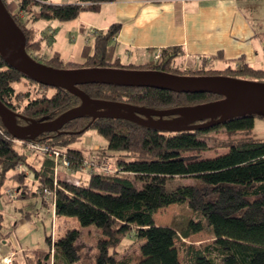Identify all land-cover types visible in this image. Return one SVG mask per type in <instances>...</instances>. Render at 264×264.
<instances>
[{
	"label": "trees",
	"instance_id": "1",
	"mask_svg": "<svg viewBox=\"0 0 264 264\" xmlns=\"http://www.w3.org/2000/svg\"><path fill=\"white\" fill-rule=\"evenodd\" d=\"M110 1L115 0H76L62 4L50 0H17V11L7 10L26 36V47L40 50L49 33L42 35L35 27L36 22L71 21L81 12L97 11L100 4ZM120 28V24L114 23L106 31L97 33L91 43L83 46L82 61L64 62L60 53L54 51L45 66L178 75L184 72L182 61L178 62L183 58V49L179 46L161 49L156 52L159 55L156 59L153 53L142 63L123 62L116 54L113 41ZM3 41L0 34V46ZM217 58H203L186 74L195 78L229 77L264 83V69L241 61L237 67L227 63L219 68L212 61ZM23 81L33 87L17 90L16 85ZM77 87L95 101L143 107L147 114L142 117L156 123L180 118L181 114L160 118L154 114L155 110L191 107L223 98L216 93H183L165 87H128L114 83H79ZM0 101L21 115L16 118L19 126L58 119L82 104L79 97L68 91L42 85L26 76L8 61L1 48ZM256 116L261 115L239 114L223 121L220 117L197 119L184 125L187 127L146 126L123 113L113 115L105 109L71 117L57 131L24 139L14 138L0 117V196L5 182L12 179L17 183L18 198L42 195V203L50 202L56 217L66 218V223H77V227H67L61 235H46L45 246L23 250L25 264H45L50 258L52 264H264V140L246 135L236 137L253 128ZM87 129H94L105 140L93 159L99 163L113 158L118 168L116 173L93 170L86 179L73 181L56 173L57 164L52 157L28 149L29 144L59 149L71 169L76 170L83 166L87 155L70 145L79 141ZM218 134L224 137L209 145L210 139ZM212 149H227V152L214 157L192 154ZM46 189L54 193V200L44 198ZM172 204L184 205L189 210L188 220L209 233L212 242L197 247L185 241L192 235L189 228L179 232L172 226L156 225L155 213ZM24 216L29 218L31 213L26 212ZM3 221L0 210V230ZM90 228L94 232L91 251H88L84 246H77L76 241L81 229ZM126 237H132L137 244L140 256L137 261L132 255L114 259L116 248Z\"/></svg>",
	"mask_w": 264,
	"mask_h": 264
},
{
	"label": "crops",
	"instance_id": "2",
	"mask_svg": "<svg viewBox=\"0 0 264 264\" xmlns=\"http://www.w3.org/2000/svg\"><path fill=\"white\" fill-rule=\"evenodd\" d=\"M17 9L13 3L11 12ZM114 23L121 25L113 40L116 54L126 61L142 63L163 48L179 46L183 49L180 60L193 66L203 58L217 56L212 61L219 68L241 61L264 69V0H115L100 4L97 11H83L74 20H40L35 27L42 35H52L51 50L62 58L61 38L71 43L79 39L76 52L81 57L83 46ZM73 57L71 52L64 61ZM12 231H8L7 239H0V264H4L11 247L37 248L16 245ZM17 262L25 264L23 257Z\"/></svg>",
	"mask_w": 264,
	"mask_h": 264
},
{
	"label": "water",
	"instance_id": "3",
	"mask_svg": "<svg viewBox=\"0 0 264 264\" xmlns=\"http://www.w3.org/2000/svg\"><path fill=\"white\" fill-rule=\"evenodd\" d=\"M0 34L4 38V44L0 48L14 67L38 83L60 87L79 97L82 101L81 105L69 109L58 119L31 121L23 126L16 123V118L21 117V115L12 111L0 101V117L6 121L8 132L16 139L57 131L71 117L105 109L111 110L113 115L123 113L146 126H184L197 119L209 118L213 120L217 117H220V121H223L235 115L247 113L264 115V83L260 82L215 76L184 77L164 72L125 69L66 70L54 69L40 64L29 58L26 53V36L15 24L3 0H0ZM79 83H114L128 87H165L183 93H216L222 95L223 98L191 107L155 110L154 114L160 118L181 114L180 118L156 123L153 121L148 122L142 117V115L147 114L143 107L90 99L85 92L77 87Z\"/></svg>",
	"mask_w": 264,
	"mask_h": 264
},
{
	"label": "rangeland",
	"instance_id": "4",
	"mask_svg": "<svg viewBox=\"0 0 264 264\" xmlns=\"http://www.w3.org/2000/svg\"><path fill=\"white\" fill-rule=\"evenodd\" d=\"M51 3H54L50 1ZM7 9L11 12V6L13 3H17V0L13 2L8 1L5 2ZM54 4H62V3H54ZM14 13V12H12ZM63 36V34H62ZM52 35L48 34L43 39V47L42 49L34 50L33 48L25 47V51L28 54L29 58L35 60L36 62L47 65L49 64V60L52 57ZM79 44V39H76V43H71L69 40H65L64 38L60 39V45L62 50V59L66 60L69 53H73L74 61H82L80 54L76 52V46ZM59 45V46H60ZM123 62H129L125 59ZM181 60L178 59V62ZM66 62V61H64ZM183 70L184 72L179 76L189 77L191 75L186 74L190 69L192 64L190 62H183ZM237 67L235 64L234 67ZM72 67V66H67ZM66 69L67 68H63ZM70 70V69H68ZM178 75V74H175ZM249 78L250 76H242V78ZM241 80V79H240ZM261 80V79H258ZM256 81V79H255ZM258 82V81H257ZM27 81L19 82L16 85V89H26L32 88V84H27ZM249 136L254 140H264V115L256 116L254 118V126L253 128L244 134H237V138H242L243 136ZM81 138L79 141H75L70 146L73 148L81 149L86 153V158L84 160L83 166L74 170L71 169V165L66 166L64 164V158L62 155L59 156L58 159L54 160L57 163L56 173L60 176L67 177L73 181H78L80 179H86L88 174L93 170L102 171L104 174H113L118 171V168L115 165L113 158H108L101 160L99 163L96 162L93 157L94 155L99 154V151L103 145H105V140L94 130L87 129L83 134L80 135ZM213 136V135H212ZM223 135H216L210 139L209 145H213L215 141L219 138H223ZM29 151H33L35 153H39L40 155L47 156L41 148V144H29ZM59 150V149H58ZM60 151V150H59ZM227 152V149H218V150H208L205 152H194L192 154H198L201 157H214L219 154H224ZM48 157V156H47ZM63 167H61V166ZM17 169L22 170V166H18ZM30 181V175L29 178ZM189 182V179L185 180ZM17 183L8 179L4 187L2 188V195L0 196V210L3 213L4 221H3V229L0 230V239H7L9 236L8 231H12V236L16 242V245L19 246H32V247H42L45 246V236L52 235L58 236L65 232L67 227H77V223L70 221L68 223L64 222L66 218L64 217H56L54 215V207L50 204V202L42 203V195L37 197H29V198H18V195L15 192V188ZM31 190V187H30ZM48 201V200H47ZM26 212H30L32 217H29V221H27L24 217ZM27 218V217H26ZM189 210L184 205H169L165 208L159 209L154 215V222L156 225L160 226H172L176 228L179 232L184 227L189 228L192 231V235L185 239L186 242L192 243L197 247H203L210 242H212V237L209 233L203 231L199 224H196L192 221H189ZM17 223V225H16ZM59 225L60 228L58 227ZM9 234H8V233ZM93 229H81L80 236L76 241L77 246H84V248L88 251H91L90 243L93 241ZM10 243L8 242V245ZM23 250L18 247H11L8 255L4 258H8L11 261L9 264H14V261H17V258H22ZM126 255H132L134 261L139 259V251L136 242L132 239V237H126L123 239L122 243L116 248L115 251V260L119 257H123ZM182 257V254L179 252V259ZM3 258V259H4ZM45 264H52V258L45 262Z\"/></svg>",
	"mask_w": 264,
	"mask_h": 264
},
{
	"label": "built area",
	"instance_id": "5",
	"mask_svg": "<svg viewBox=\"0 0 264 264\" xmlns=\"http://www.w3.org/2000/svg\"><path fill=\"white\" fill-rule=\"evenodd\" d=\"M158 54H156L155 56H154V58L156 59V58H158ZM35 145V144H34ZM41 148H42V151L48 156V157H52L54 160H56V159H58L59 158V156L61 155V153L59 152V150H50L48 147H46V146H42L41 145ZM63 158H64V164L66 165V166H68L69 165V162H68V160L66 159V157L65 156H63ZM57 164V163H56ZM61 166V165H60ZM61 167H63V166H61ZM43 195H44V198L46 199V200H48V201H50V200H54L55 199V195H54V193L51 191V190H44V192H43ZM11 261H9L8 260V258H4L3 259V263L4 264H9Z\"/></svg>",
	"mask_w": 264,
	"mask_h": 264
}]
</instances>
